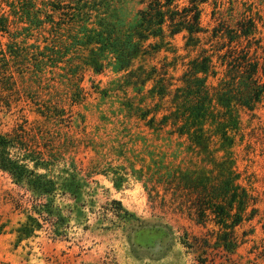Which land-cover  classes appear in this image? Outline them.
Returning <instances> with one entry per match:
<instances>
[{"label": "rangeland", "instance_id": "rangeland-1", "mask_svg": "<svg viewBox=\"0 0 264 264\" xmlns=\"http://www.w3.org/2000/svg\"><path fill=\"white\" fill-rule=\"evenodd\" d=\"M109 2L126 45L145 4ZM79 6L0 0V135L50 181L38 193L0 168V264H264V0H203L200 32L166 22L131 38L119 70L87 38L100 14ZM205 57L196 121L185 79ZM225 235L234 250L218 246Z\"/></svg>", "mask_w": 264, "mask_h": 264}, {"label": "trees", "instance_id": "trees-1", "mask_svg": "<svg viewBox=\"0 0 264 264\" xmlns=\"http://www.w3.org/2000/svg\"><path fill=\"white\" fill-rule=\"evenodd\" d=\"M177 0H142V4H145L142 8L138 9L135 14V22L130 25V28L126 31L128 38V43L126 45L120 43L119 41L121 35V30L125 26V23L117 16L110 15V20L107 18L106 10L110 6L109 0H78L80 6L78 7V16L82 19L91 14V12L99 13L100 16L97 19V27L89 29L87 33V38L90 42L100 45L99 50L104 51L105 49L111 50L117 61H120L117 69L126 68L132 57L130 52V42L131 38H137L138 41L147 40L150 36L160 35L163 31V26L168 22V26L171 28V33H177L183 29L187 30L189 33V39L193 37L194 34L201 31L200 26V15L201 9L199 3L203 0H189V4L183 6L179 9V5L176 3ZM7 19L0 17V32L7 31ZM248 31H243L246 34ZM153 44H149L151 47ZM138 43H135V49ZM210 58L205 57L200 61L198 59L194 60L191 65V72L194 75L193 79H185L187 82V88L192 90V93L197 96V101L194 105H191L187 110L190 112V117L198 121L204 118L207 113L206 101L208 99L207 95H201L205 88V78L197 77L196 74L199 72L206 73L209 69ZM254 68L258 65L256 61L253 63ZM95 66H99L97 61ZM96 71L99 69H95ZM256 70V69H255ZM99 72V71H97ZM253 79V78H252ZM195 87V89H193ZM211 102L210 99L208 100ZM194 124H199V122H194ZM14 140L10 136L0 135V168L10 174L13 180L21 184L27 182L30 189L35 192H47L50 190V181L43 182L42 175L35 174L33 171H28L25 163L21 162L19 156H11L9 152V147L13 146ZM34 176L35 182H32L27 176ZM231 191L228 183H226L224 193L227 195ZM233 198L239 196L237 189L233 193ZM230 201V198L228 202ZM240 203H247V195L244 193L240 195ZM231 206V202L228 204ZM222 209V208H221ZM223 210V209H222ZM224 211V210H223ZM218 212V211H216ZM218 216H224V213H217ZM240 219H235L232 221L230 227L234 228L240 222ZM219 224L229 227L227 223L222 219L218 221ZM231 235H225L218 241V246H223L228 250H234L237 247V241H227ZM226 237V238H225Z\"/></svg>", "mask_w": 264, "mask_h": 264}]
</instances>
